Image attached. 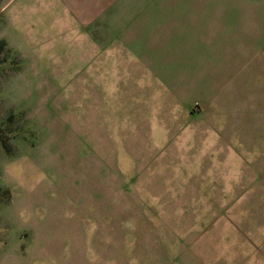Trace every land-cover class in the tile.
I'll list each match as a JSON object with an SVG mask.
<instances>
[{
    "label": "rangeland",
    "instance_id": "rangeland-1",
    "mask_svg": "<svg viewBox=\"0 0 264 264\" xmlns=\"http://www.w3.org/2000/svg\"><path fill=\"white\" fill-rule=\"evenodd\" d=\"M53 11L0 0V264H232L226 168L264 138L244 80L178 35L62 40Z\"/></svg>",
    "mask_w": 264,
    "mask_h": 264
},
{
    "label": "crops",
    "instance_id": "crops-1",
    "mask_svg": "<svg viewBox=\"0 0 264 264\" xmlns=\"http://www.w3.org/2000/svg\"><path fill=\"white\" fill-rule=\"evenodd\" d=\"M182 1L189 5L184 8L179 5L159 7L154 5L155 0H51V5L53 18L59 24L57 38L66 41H77L84 32L92 30L99 31L97 46L104 48L116 46L121 32L133 30L159 31L163 44L174 45V37L178 35L180 52L182 47L198 41L209 50L198 57L216 63L213 77H220L219 64H226L224 75L233 79L239 76L244 80L247 98L243 105L242 125L263 126L264 0H240L238 5L236 0H181L180 4ZM156 15L165 20H150ZM89 37L87 42H90ZM153 46L148 44L137 56H148V60L142 61L154 62L155 56L148 53L157 51ZM162 57L161 61L165 62L169 59L164 57L170 56ZM250 112L256 113L258 120L251 119ZM231 125L239 126L240 123L233 121ZM255 143H264V138L258 141L243 139L246 150L236 155L239 164L226 168V237L230 247L228 255L234 256L232 264H264V147L252 150Z\"/></svg>",
    "mask_w": 264,
    "mask_h": 264
}]
</instances>
